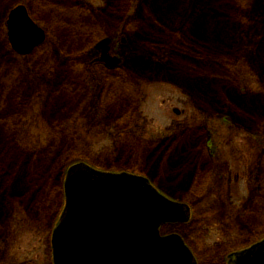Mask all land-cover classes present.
<instances>
[{"label":"rangeland","instance_id":"rangeland-1","mask_svg":"<svg viewBox=\"0 0 264 264\" xmlns=\"http://www.w3.org/2000/svg\"><path fill=\"white\" fill-rule=\"evenodd\" d=\"M18 4L46 35L24 57L5 26ZM104 39L114 68L97 62ZM81 163L142 173L189 205L161 233L198 264L264 240V0H0V264H52Z\"/></svg>","mask_w":264,"mask_h":264},{"label":"water","instance_id":"water-1","mask_svg":"<svg viewBox=\"0 0 264 264\" xmlns=\"http://www.w3.org/2000/svg\"><path fill=\"white\" fill-rule=\"evenodd\" d=\"M6 28L20 56L45 40L23 5L11 10ZM110 44L101 40L95 50L98 62L113 66L118 59L110 57ZM63 194L64 208L51 236L52 264H196L178 235L159 232L166 224L187 223L188 208L164 197L146 178L81 163L68 169ZM229 264H264V240L230 255Z\"/></svg>","mask_w":264,"mask_h":264},{"label":"flooded vegetation","instance_id":"flooded-vegetation-1","mask_svg":"<svg viewBox=\"0 0 264 264\" xmlns=\"http://www.w3.org/2000/svg\"><path fill=\"white\" fill-rule=\"evenodd\" d=\"M18 5H22V4H18ZM18 5H16V6H18ZM16 6H13L10 10H8V12L6 13L7 14V17H6V20L8 19V16H9V13H10V11L14 8V7H16ZM111 40V44H110V52H109V54H110V57H113L112 56V39H110ZM99 55H100V53H99ZM100 57H101V55H100ZM99 57V58H100ZM116 58V57H115ZM118 63H119V60H118V62L115 64V65H111L112 63H110V62H107V63H105V62H100V67H103V68H114V67H116V66H118ZM180 114V112L178 111V115ZM199 128H197V130H195L197 133H199L200 131H203L202 129H199ZM187 132H194L193 131V129H191V130H189V131H187ZM203 133H205V132H203ZM150 144H155L157 141H148ZM208 145H209V141H208V139H205V141H204V147L206 148L205 150H206V153H207V155H208V157H210V153H209V147H208ZM203 160H204V158L203 159H198V161H200V162H203ZM206 167L204 166V167H200V169L202 170V171H208V178H206V177H204V178H206V179H204V178H201L200 179V181H199V185H198V187H197V189H195L194 191L195 192H197L198 194L199 193H201V192H203L204 191V189L207 187V185L209 184V182H210V177H211V172H212V169H205ZM129 174H132V175H137V176H142V177H144V178H146L149 182H150V185L155 189V190H157L158 192H161L160 190H159V188L153 183V182H151V178L150 177H148V176H144L142 173H140V174H134V173H129ZM238 178H239V174L237 173L236 175H235V180H236V182L238 181ZM255 244V243H254ZM240 251H242V250H240ZM228 258H229V256H228Z\"/></svg>","mask_w":264,"mask_h":264}]
</instances>
